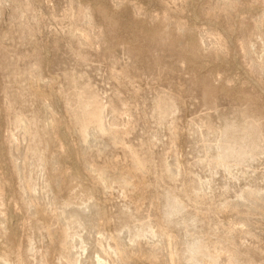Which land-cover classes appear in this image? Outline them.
<instances>
[{
	"label": "rangeland",
	"instance_id": "obj_1",
	"mask_svg": "<svg viewBox=\"0 0 264 264\" xmlns=\"http://www.w3.org/2000/svg\"><path fill=\"white\" fill-rule=\"evenodd\" d=\"M247 193L264 0H0V264H264Z\"/></svg>",
	"mask_w": 264,
	"mask_h": 264
},
{
	"label": "bare ground",
	"instance_id": "obj_2",
	"mask_svg": "<svg viewBox=\"0 0 264 264\" xmlns=\"http://www.w3.org/2000/svg\"><path fill=\"white\" fill-rule=\"evenodd\" d=\"M96 131V130H95ZM93 133V132H92ZM95 133V132H94ZM93 133V134H94ZM96 134V133H95ZM20 136V135H19ZM17 138V137H16ZM21 138L24 140V137L21 135ZM21 138H19V139H21ZM19 144V143H18ZM18 146L19 145H17V139H15V142L13 143V148L12 149H15L16 151H17V149H18ZM120 154H122L123 155V157L127 154V153H125L124 152V150H119L118 151ZM15 155V154H14ZM15 157V156H14ZM13 159V158H12ZM116 162V161H115ZM117 163V162H116ZM116 163H112L113 165H116L117 167H118V165L116 164ZM110 164H107V168H110ZM173 169V168H172ZM119 170H121L122 171V174L127 178V180H128V183L131 181V177H132V174H133V171L131 170V169H119ZM135 172H136V170H134ZM133 178V177H132ZM242 199H244V200H248V201H250V202H255V201H262V200H264V193L263 194H257V195H255V194H252V193H247L246 195H244L243 196V198ZM249 202V203H250ZM249 203H247V204H249ZM258 203V202H257ZM231 205V207H236V204H230ZM255 205V204H254ZM257 205H259V204H257ZM246 206V205H245ZM256 207V206H255ZM245 209H246V207H245ZM248 209H249V207H248ZM251 209V208H250ZM243 210V209H242ZM82 211V210H81ZM70 213V212H69ZM249 213V212H248ZM80 214V213H79ZM78 214V215H79ZM0 215H1V212H0ZM82 215H84V213L82 214ZM77 216V215H76ZM84 217V216H83ZM83 217H82V220H83ZM85 220V219H84ZM155 237L156 238H159V239H161L162 241H163V244H164V246L163 247H165L166 248V254H167V259H168V262H169V264H173V262H172V257H171V241H170V239H168V238H165L164 236H163V234L160 232V231H156L155 232ZM139 247V246H138ZM142 247V246H141ZM143 248V247H142ZM125 248H123L122 249V256L123 257H129L130 256V254L128 253V251H123ZM127 249V248H126ZM129 249V248H128ZM127 249V250H128ZM133 249V248H132ZM149 249V248H148ZM143 250V249H142ZM92 251H93V255H94V257H96V258H103V259H107V260H109V261H111L110 263H112V264H114V261H113V259L111 258V254H110V252H109V250H108V248L106 247V245H105V243H104V241L102 240V239H100V238H98V237H96L94 240H93V243H92ZM130 251V250H129ZM132 252V251H131ZM135 252H137V251H135ZM133 253V252H132ZM133 256V255H132ZM164 257V256H163Z\"/></svg>",
	"mask_w": 264,
	"mask_h": 264
}]
</instances>
